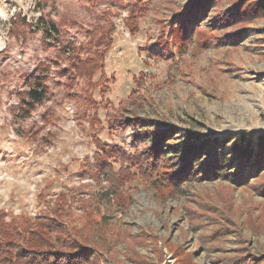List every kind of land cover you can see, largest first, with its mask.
<instances>
[{
  "label": "rangeland",
  "instance_id": "obj_1",
  "mask_svg": "<svg viewBox=\"0 0 264 264\" xmlns=\"http://www.w3.org/2000/svg\"><path fill=\"white\" fill-rule=\"evenodd\" d=\"M252 8L0 0V264L38 243L24 232L35 219L53 227L38 251L80 253L74 264H135L132 235L156 237L159 264L175 250L264 264V15ZM80 58L90 64L73 80ZM42 71L44 101L19 111ZM150 131L168 134L167 157H150ZM100 229L114 238L105 253ZM152 246L136 250L153 259Z\"/></svg>",
  "mask_w": 264,
  "mask_h": 264
},
{
  "label": "trees",
  "instance_id": "obj_2",
  "mask_svg": "<svg viewBox=\"0 0 264 264\" xmlns=\"http://www.w3.org/2000/svg\"><path fill=\"white\" fill-rule=\"evenodd\" d=\"M248 2L252 4L253 10H256L259 14L264 15V0H248ZM71 56L73 59L77 57L76 54H72ZM90 59H87V60L82 59V58L76 59V62H74L73 64L74 67L70 73V77L72 76L71 79L74 80L75 77L78 75V72L83 67H86L90 64L89 62ZM43 73L44 71L40 73L38 72L37 75L31 78L32 79L31 84L29 85L28 91L23 94V96H25V99L21 102L22 104L20 106L19 111L22 109V111H27L28 113H30V111L32 110V108H34V106L40 105L44 101L47 88L44 83L46 81L45 77L42 76ZM145 135H146L147 142H149L150 144L152 143V151H150V157L152 158V160L161 159L163 156L167 157V155L169 154V150H170L168 147L167 148L165 147L166 140H169L168 134L165 132H162L161 134V133H154V131H150L149 133ZM244 141H245L244 138H240L236 140L232 146L234 153L238 155L239 159H241L244 155V150L242 148V144ZM263 144H264V141L263 143H261V145H259V149L261 150V153L264 151V150L262 151V147H261ZM108 151L115 152V149L114 150L108 149ZM261 159L259 158L257 162L259 163V160H260V163H262ZM181 163H182L181 166L183 167L179 166L178 171L179 172L184 171L186 173V171L189 170L188 169L189 165L184 164L186 163V160H181ZM179 164L180 163H178V165ZM134 165H137V164L134 163ZM263 167H264V163H263ZM113 190L114 192H110L109 194L116 197L117 194L115 193L116 192L115 190H118V188L114 187ZM64 197H65V194H61L58 198L59 201L57 203L62 204L63 200L66 198ZM111 201L112 200H110V202ZM34 221H36L35 222L36 227L32 228L33 225L29 224V228L27 225L24 232H28V235L35 236L38 243H35L32 240H28L27 241L28 245L31 247L30 251H27L23 248L20 251H15L13 255H11L10 253H5L7 260L5 259L1 261L2 264H18L19 262H24L26 264H74L75 262H77L78 259H81L80 253L54 254V253H41V251H38L39 248H44L45 246L48 245V243H46L47 241H44L45 240L44 233L50 231V228H53V227L51 224H48L47 222H44L41 219H35ZM106 232H107V229H104V230L100 229V233L97 234V237H96V239H98V242L102 244L101 249L104 251V253L106 251H110V248L112 247L110 243L114 241L113 235L106 233ZM17 235L20 236L21 234L18 233ZM17 235H15L13 238H15ZM128 239L129 241L134 243V245L130 247V250H132V254H131L132 256H128L127 257L128 260L134 262L135 264H150L152 260H154V262L157 264L162 262L163 260V256L161 254L162 248L157 245L156 237L145 236V235H132V236H129ZM149 240L151 241V244H153L152 249H151V252L153 254V259H151L149 255L147 256V255L139 254L138 251L136 250L137 247H141V246L147 248ZM166 245L171 246L170 242H167ZM6 248H8L7 250H10V248L12 250L13 249L16 250V246L13 243H11V241L6 244ZM173 254L175 255L174 256L175 260L173 264H192V261L189 257L187 256L183 257L182 254L178 252L177 250L173 251Z\"/></svg>",
  "mask_w": 264,
  "mask_h": 264
}]
</instances>
